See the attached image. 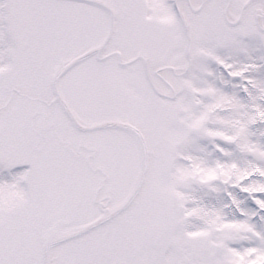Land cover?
<instances>
[{
	"label": "snow or ice",
	"instance_id": "obj_1",
	"mask_svg": "<svg viewBox=\"0 0 264 264\" xmlns=\"http://www.w3.org/2000/svg\"><path fill=\"white\" fill-rule=\"evenodd\" d=\"M0 264H264V0H0Z\"/></svg>",
	"mask_w": 264,
	"mask_h": 264
}]
</instances>
